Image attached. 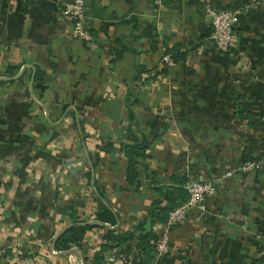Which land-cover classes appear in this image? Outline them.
<instances>
[{"label": "crops", "instance_id": "0c3cea01", "mask_svg": "<svg viewBox=\"0 0 264 264\" xmlns=\"http://www.w3.org/2000/svg\"><path fill=\"white\" fill-rule=\"evenodd\" d=\"M68 1L0 0V264H92L104 246L107 264L109 231L152 234L147 249L118 246L140 264H264V7L85 0L91 38L74 40ZM207 5L238 9L229 52L208 38ZM176 50L183 58L163 64ZM131 137L146 145L138 189ZM247 160L260 166L242 171ZM144 171L164 185L201 175L216 190L182 224L153 221ZM100 203L115 224L95 219ZM74 225L92 227L57 247Z\"/></svg>", "mask_w": 264, "mask_h": 264}, {"label": "built area", "instance_id": "2783aa9c", "mask_svg": "<svg viewBox=\"0 0 264 264\" xmlns=\"http://www.w3.org/2000/svg\"><path fill=\"white\" fill-rule=\"evenodd\" d=\"M25 1V0H24ZM264 7V0H255L247 5L245 9L250 7ZM206 15L210 24V32L208 38L211 40L215 48L221 52H229L233 44V27L237 22L238 9L232 8H215L213 6H205ZM62 14L65 15L70 22L69 35L74 40L90 39L91 36L85 25V0H70L62 7ZM163 64L172 63L171 54L164 52L161 57ZM260 166L256 160H247L242 166V171L256 170ZM229 174V173H228ZM185 189L188 194L187 200L181 205L175 207L168 213L166 223L169 225L182 224L186 215L194 208L204 210L205 202L214 195L216 185L212 180L198 175L191 178L185 183ZM167 237H162L156 244L157 254H162L168 249ZM107 264H140L134 262L130 257L118 246L110 248L106 257ZM149 264H156L151 261Z\"/></svg>", "mask_w": 264, "mask_h": 264}, {"label": "trees", "instance_id": "16d2710c", "mask_svg": "<svg viewBox=\"0 0 264 264\" xmlns=\"http://www.w3.org/2000/svg\"><path fill=\"white\" fill-rule=\"evenodd\" d=\"M168 53H171L172 63H175L183 58V53H180L178 50ZM41 77L42 75H39V72H37L36 70L33 83L35 89H43V86L37 84V81L43 79ZM65 108V106L62 108V112L65 110ZM130 136L131 135H129V137ZM131 139L133 140L131 143L124 144L123 146V152L127 157L126 179L129 185L133 186L135 189H138L142 185V183H144V181L142 180L144 176L141 177L137 166L141 164L139 161L143 160L145 157L144 150L146 148V145H144L143 141L138 142L137 139L135 140L133 137H131ZM93 162H95V160ZM144 175H146L147 178L146 184L150 188L154 189V191L157 193V197L149 210V217L153 221L166 223L168 213L187 200L188 194L185 189V183L188 181V179L183 177L171 176L170 180L172 181V184L164 185L158 184L153 178L154 176H150L145 171ZM98 193L102 195L100 191H98ZM95 219L110 223L111 225L115 224L116 222L115 215L102 203H100V210L98 211V213H96ZM142 224L143 223H140L136 227V230L139 231ZM91 227L92 226L90 225H74L67 228L56 241V246L66 249L70 247V244H79L86 231ZM151 237L152 234L149 232H140L136 236L134 235V231L124 232L120 234H113V231H109L108 233V239L114 240L116 242L115 246H120L127 240L135 239L138 245H143L142 249L151 247V244L149 243ZM105 247L106 246H104L102 250H100V252L95 253L92 259V264H101L103 262V259L105 257H103L102 252L108 250Z\"/></svg>", "mask_w": 264, "mask_h": 264}, {"label": "water", "instance_id": "95a60500", "mask_svg": "<svg viewBox=\"0 0 264 264\" xmlns=\"http://www.w3.org/2000/svg\"><path fill=\"white\" fill-rule=\"evenodd\" d=\"M91 183H92V181H91ZM101 224H104V223H101ZM74 250H76V251H78V252H79V249H78V248H74Z\"/></svg>", "mask_w": 264, "mask_h": 264}]
</instances>
